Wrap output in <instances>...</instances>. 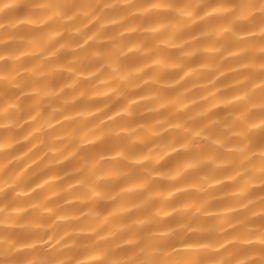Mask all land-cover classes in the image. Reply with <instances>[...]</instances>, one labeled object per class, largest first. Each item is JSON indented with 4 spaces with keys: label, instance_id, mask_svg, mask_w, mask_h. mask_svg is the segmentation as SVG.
I'll return each instance as SVG.
<instances>
[{
    "label": "clouds",
    "instance_id": "9594fccd",
    "mask_svg": "<svg viewBox=\"0 0 264 264\" xmlns=\"http://www.w3.org/2000/svg\"><path fill=\"white\" fill-rule=\"evenodd\" d=\"M0 264H264V0H0Z\"/></svg>",
    "mask_w": 264,
    "mask_h": 264
}]
</instances>
